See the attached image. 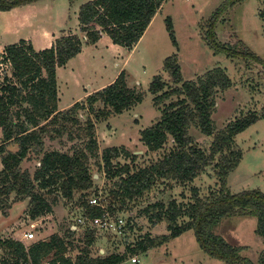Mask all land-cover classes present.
<instances>
[{
	"label": "trees",
	"instance_id": "1",
	"mask_svg": "<svg viewBox=\"0 0 264 264\" xmlns=\"http://www.w3.org/2000/svg\"><path fill=\"white\" fill-rule=\"evenodd\" d=\"M33 1L36 0H0V10ZM164 1L87 0L77 13L82 36L62 34L55 37L50 46L40 49H35L27 39L4 47L0 64H9L11 73L0 85V210L6 214V209L11 207L7 198L14 193L16 199L28 198V215L36 219L51 213L59 196L73 200L79 193L76 204L82 208L83 216L101 215L102 210L85 199L87 191L94 186L91 156L100 158L99 165L106 178L115 179L108 190L110 200L107 203L113 214L129 210V203L136 202L157 181L188 184L207 166L214 168L216 188L202 197L199 189L192 186V200L185 203L175 198L147 203L137 214L145 217L151 226L164 221L167 233L143 235L133 244H127L122 252L94 256L91 246L98 236L97 230L85 228L74 239L71 238L74 231L67 228L65 234L52 233L46 239L29 244L11 237L0 239L3 250L0 264H120L189 229L193 230L201 249L224 264H256L242 254L244 246L232 244L215 232L226 217L254 216L257 219L255 232L264 244V192L251 189L232 193L226 184L228 174L242 157V151L234 146L235 136L260 116L249 111L235 116L220 129L215 127L211 115L216 108V94L232 86L223 68L214 67L194 79H184L178 55L173 53L164 59L163 69L168 80L157 74L149 83L153 102L161 115L141 129L140 139L148 151L166 148L155 161L135 170L130 163L114 162L122 155L135 157L124 146H107L98 155L95 138L96 122L128 110L143 99L141 90L128 85L125 70H121L112 82L88 93L84 101L77 100L64 109L58 107L57 68L75 57L83 44H95L102 34L113 44L131 50ZM236 1L240 0H228L227 4ZM226 7L224 5L223 9ZM220 8L204 20L201 36L205 44L214 53L240 58L250 68L260 67L264 77V60L248 46L238 40L232 45L216 40L212 25L221 13ZM259 15L264 18V7ZM166 26L177 47L171 19ZM81 110L89 113L83 125L78 117ZM72 125L83 131L86 137L83 147L71 153L46 148V138L61 137ZM192 128L211 136L210 144L200 145L191 133ZM30 159L38 162L32 172L21 167L23 161ZM127 224L128 228L133 227L131 218H127ZM258 258L259 264H264V245Z\"/></svg>",
	"mask_w": 264,
	"mask_h": 264
},
{
	"label": "rangeland",
	"instance_id": "2",
	"mask_svg": "<svg viewBox=\"0 0 264 264\" xmlns=\"http://www.w3.org/2000/svg\"><path fill=\"white\" fill-rule=\"evenodd\" d=\"M87 0H36L26 4L0 10V46L27 39L38 49L47 47L54 38L62 34L78 33L77 13L79 6ZM228 0H165L152 18L144 34L128 50L113 44L106 34L94 44H83L82 50L64 66L56 70L58 106L68 108L73 102L84 101L88 91L97 90L112 82L121 70H125L130 87L141 90L143 99L121 113L112 114L106 120L96 122L95 138L98 143V155L107 146H124L135 157L119 156L116 163H130L132 170L146 166L161 156L162 151H148L141 142V129L151 125L160 115V109L153 102L149 83L154 75L161 74L168 80L163 69L164 59L176 53L184 79H194L214 67H221L232 80V86L216 94V108L212 121L217 129L235 116L256 112L260 117L235 136L234 146L242 151V157L236 167L227 176V187L232 193L243 190L259 189L264 192V77L260 67L244 64L240 58L228 57L223 52L214 53L205 44L201 36L204 20L222 6L221 13L212 25L216 40L225 44L240 41L264 60V18L259 10L264 7V0H240L227 4ZM226 5V9L223 6ZM171 19L177 47L171 41L167 30V20ZM47 38L50 41L46 43ZM0 50V53L3 51ZM0 61H2L0 57ZM0 85L11 68L0 64ZM89 115L87 110L78 113L80 125ZM196 141L208 146L211 136L201 134L192 128ZM86 137L77 126L70 128L61 137L46 138L47 149H59L72 152L83 147ZM14 149V147L9 146ZM90 169L94 186L86 193L85 199L97 195L108 203V190L114 180L106 178L99 163V157L91 156ZM38 165L36 159L25 160L22 168L31 172ZM1 167V162H0ZM214 168L207 166L188 184L173 181H157L150 191L136 202H130L129 210L118 211L126 218H131L133 227L128 228L125 236L112 237L99 230L96 241L91 246L94 256L122 252L127 244H133L143 235L155 236L167 233L164 221L151 226L147 219L138 215L139 209L156 200L167 201L175 198L180 202L191 201V187L199 189L205 197L210 189L216 188ZM79 193L73 200L58 197L51 213L36 219L28 215V198L16 199L11 193L7 198L6 214L0 210V239L8 237L21 239L29 244L38 239H46L52 233L65 234L71 229L75 219L82 215V208L77 204ZM51 199V197L49 198ZM14 200V201H12ZM11 201V202H10ZM36 222L33 227L31 224ZM257 219L254 216H230L222 219L215 232L232 244L244 246L242 254L259 264V254L263 248L262 238L255 232ZM34 229V238H23V233ZM84 229H73L71 238L77 239ZM80 242V241H79ZM3 250L0 248V253ZM139 261L131 262L126 258L120 264H224L221 260L209 256L199 246L193 230L184 231L166 243L152 247L137 254Z\"/></svg>",
	"mask_w": 264,
	"mask_h": 264
},
{
	"label": "built area",
	"instance_id": "3",
	"mask_svg": "<svg viewBox=\"0 0 264 264\" xmlns=\"http://www.w3.org/2000/svg\"><path fill=\"white\" fill-rule=\"evenodd\" d=\"M103 199H100L97 195H92L88 197V203L93 206H97L102 210L101 215L95 216V217H85L82 215L75 219L71 229L76 228H95L97 232L99 230L104 231L108 235H111L112 237H121L125 236V232L128 230V224H127V218L119 213H110V211L107 208V203L102 202ZM33 227L36 225V222L31 224ZM24 238L31 240L34 238V229L31 228L29 231L23 233ZM131 262H137L139 261V258L137 255H133L130 258Z\"/></svg>",
	"mask_w": 264,
	"mask_h": 264
},
{
	"label": "crops",
	"instance_id": "4",
	"mask_svg": "<svg viewBox=\"0 0 264 264\" xmlns=\"http://www.w3.org/2000/svg\"><path fill=\"white\" fill-rule=\"evenodd\" d=\"M101 37H102V36H101ZM49 41H50V38H49V39L47 38L46 43L49 42ZM97 42H98V41H97ZM97 42H96V43H97ZM50 43H51V41H50ZM96 43H95V44H96ZM95 44H94V45H95ZM4 45H5V44H4ZM4 45H1V46H0V50H2V48H4V47H3ZM46 46H49V45H46ZM35 49H38V48L35 47ZM92 91H93V90H92ZM92 91H88L87 94L90 93V92H92ZM87 94H86V95H87ZM58 107H59V106H58ZM59 108L62 109L61 107H59ZM1 137H2V135H1V130H0V139H1ZM1 167H2V165H1ZM1 167H0V169H1ZM23 238H24V235H23ZM18 240L22 241L21 239H18ZM22 242H23V241H22Z\"/></svg>",
	"mask_w": 264,
	"mask_h": 264
}]
</instances>
